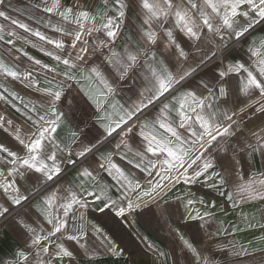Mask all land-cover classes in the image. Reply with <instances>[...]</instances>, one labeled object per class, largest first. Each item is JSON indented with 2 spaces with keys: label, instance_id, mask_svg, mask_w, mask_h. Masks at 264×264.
<instances>
[{
  "label": "snow or ice",
  "instance_id": "obj_1",
  "mask_svg": "<svg viewBox=\"0 0 264 264\" xmlns=\"http://www.w3.org/2000/svg\"><path fill=\"white\" fill-rule=\"evenodd\" d=\"M32 7L46 14L36 22L59 38L0 10L9 24H0V44L38 66L21 71L18 56L8 48L0 54V76L31 97L0 86V102L23 118L0 115V221L13 218L20 240L0 264H97L102 256L128 264L132 250L113 232L142 244L154 264H238L228 257L248 256L235 239L214 248L194 237L241 231L234 225L229 233L222 222L210 231L216 198L240 210L245 228L264 230L244 215L255 205L264 221V167L256 176L242 170L246 157L264 160V34L254 35L264 33V0H39ZM254 116L262 118L256 130L246 123ZM151 220L165 221L167 250L137 231Z\"/></svg>",
  "mask_w": 264,
  "mask_h": 264
},
{
  "label": "crops",
  "instance_id": "obj_2",
  "mask_svg": "<svg viewBox=\"0 0 264 264\" xmlns=\"http://www.w3.org/2000/svg\"><path fill=\"white\" fill-rule=\"evenodd\" d=\"M68 2H70V0H68ZM35 3H39V0H5V5H7V7L0 6V10L6 11L7 14L13 19H17L23 23H27L30 27L45 32L46 35L52 38H59L58 34L51 32L49 29L42 27L40 23L36 22V20L42 19L46 14L32 7V5ZM29 16H33L36 19H29ZM0 24H3L5 29L9 27L8 22L4 21L2 18H0ZM129 30H130V25L129 27L125 28V31H129ZM17 31H22V30L18 29ZM262 34L264 33L257 31L254 35L258 37ZM30 39L35 40L36 38L30 37ZM22 46L29 55L34 56L37 59H40L43 63H49V64L54 63L53 61L50 60L49 57L44 56L43 53L38 50V48H33L31 45L28 44H24ZM45 47L51 49V45H45ZM5 48L9 49L11 56L19 57V60L16 61V64L21 71L34 70L38 68V66L32 65V62L29 61L27 57L23 56L20 53H16L14 50L9 48V46L0 44V54H4L3 50ZM235 54L243 55V52L237 51V53ZM5 58L8 59V56L5 55ZM0 86L7 87L10 90L19 92L20 95L24 96L25 99L31 98L30 93H28V91L23 88L22 84L19 81H11L0 76ZM125 91H127V89H125ZM0 115H4L6 118L12 119L17 123L22 122L23 119L19 113L15 112L11 104H4L2 102H0ZM256 122L258 121L253 120V117L247 120L246 121L247 128L252 129V125ZM0 135H2V133H0ZM261 167H264V160H261L259 154H257L254 159L251 157H246L242 162L243 172L250 173L252 176H256L257 170L260 169ZM73 176H74V172L69 170L67 175L64 177V180L65 181L71 180ZM205 192H206L205 189H201L198 195H203ZM210 195L212 196L211 197L206 196L204 198L206 200L216 198L214 196L215 195L214 193ZM216 201L218 204V207L216 209L217 225H213L210 231H215V228L218 226L220 222L224 224V227L228 229L229 233H231L232 227L234 225H239L241 231L235 233L234 236L225 235V234L218 235L212 241H208L206 236H201L199 238L194 237L196 239L197 245H201L207 241L208 243H212L214 248H218L222 245L227 244L229 241L235 239L239 244L243 245L244 249H246L249 252V255L242 256L239 258L228 257V259H237L238 264H264V240L261 239V236H264V230H261L258 226L250 229L245 228L241 219V213L239 209L235 211L232 210L230 207H228L225 201L220 202V198H216ZM222 208L227 209V214L221 211ZM23 211L27 212V209ZM244 215L255 216L256 221L264 222L261 221L260 211L255 207V205H246L244 207ZM99 222L102 224V226L106 227V229L112 230V228L109 227V225L111 226V224H109L107 220L101 219ZM170 223L172 227H176L180 225V221L176 217H173ZM139 224L137 231H140ZM158 225L161 231L163 232V235L167 239V243L169 245L171 243V237L169 236L168 228L165 221L163 220L159 221ZM182 231H184L186 235H192L195 233V229L188 230L182 228ZM114 235L117 236V234ZM217 241L219 242V244L216 243ZM19 243L20 240L18 239V229L17 226L15 225V220L13 218H10L7 221H0V260L11 259L12 254L16 250L17 245ZM137 245H139V243H137ZM217 258L218 261H223L224 256L218 253ZM96 260H97V264H126V260L124 258L118 259L109 256H102V257H97ZM154 261H155V257H153L150 254L144 255L141 258L139 255H137V259L135 263L133 262V260H131V257L128 258V264H154ZM181 264H183V261H181Z\"/></svg>",
  "mask_w": 264,
  "mask_h": 264
},
{
  "label": "rangeland",
  "instance_id": "obj_3",
  "mask_svg": "<svg viewBox=\"0 0 264 264\" xmlns=\"http://www.w3.org/2000/svg\"><path fill=\"white\" fill-rule=\"evenodd\" d=\"M253 120L258 121L252 125V129L256 130L260 125H262V118H259L258 116H254ZM206 196L211 197L212 195H206ZM221 201H224V199L220 198V202ZM108 223L111 224V226L109 225V227L113 228L111 221H108ZM139 223H140L139 229L142 234L146 235L153 242L159 244L162 248H164V250H167L168 247L167 239L163 235V232L159 228L158 222L156 220H151V222L140 221ZM114 234H117V237L119 239H122L124 243L127 244L129 248L132 250V255L130 257L134 263L136 262L137 255H139L140 258L143 257L144 255H147V253H145L143 250L144 246L142 244L139 245H137V243L133 244V241L129 237L125 236L123 233L114 232Z\"/></svg>",
  "mask_w": 264,
  "mask_h": 264
},
{
  "label": "built area",
  "instance_id": "obj_4",
  "mask_svg": "<svg viewBox=\"0 0 264 264\" xmlns=\"http://www.w3.org/2000/svg\"><path fill=\"white\" fill-rule=\"evenodd\" d=\"M217 63H219V61H217Z\"/></svg>",
  "mask_w": 264,
  "mask_h": 264
}]
</instances>
